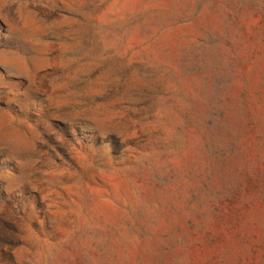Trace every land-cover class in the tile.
I'll use <instances>...</instances> for the list:
<instances>
[{"label":"rangeland","instance_id":"obj_1","mask_svg":"<svg viewBox=\"0 0 264 264\" xmlns=\"http://www.w3.org/2000/svg\"><path fill=\"white\" fill-rule=\"evenodd\" d=\"M0 264H264V0H0Z\"/></svg>","mask_w":264,"mask_h":264}]
</instances>
